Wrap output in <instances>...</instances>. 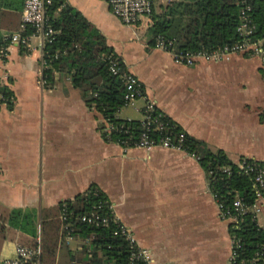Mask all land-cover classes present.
<instances>
[{
	"label": "crops",
	"instance_id": "1",
	"mask_svg": "<svg viewBox=\"0 0 264 264\" xmlns=\"http://www.w3.org/2000/svg\"><path fill=\"white\" fill-rule=\"evenodd\" d=\"M65 1L138 79L142 95L122 107L139 115H122L120 107L119 117L140 119L151 100L209 150L233 163L240 157L264 163V64L256 57L178 63L148 43L149 17L127 25L106 0ZM169 1L153 0L152 9ZM22 3L0 0V42L17 31ZM42 41L34 35L25 46L7 42L0 56V86L11 92L10 107L0 101V264L16 244H38L42 261L44 236L52 238L53 264H87L79 254L87 238L62 236L57 206L91 185L148 250L150 264H229L228 220L220 219L197 160L184 151L123 148L104 139L102 118L85 106L66 73L53 70L49 84L40 85ZM13 209L31 212L33 236L9 224ZM255 220L264 227V207Z\"/></svg>",
	"mask_w": 264,
	"mask_h": 264
},
{
	"label": "trees",
	"instance_id": "2",
	"mask_svg": "<svg viewBox=\"0 0 264 264\" xmlns=\"http://www.w3.org/2000/svg\"><path fill=\"white\" fill-rule=\"evenodd\" d=\"M244 1L250 7L248 13L253 25L252 37L264 38V0ZM242 5L239 0L169 1L157 12L152 9L150 24L146 30L148 43L153 44L154 37L160 35L164 39H172L174 50L180 52L210 50L230 44L237 39L235 28ZM46 13L47 23L52 30L42 48L46 63L43 75L47 84L53 70L66 73L71 86L81 91L85 106L95 110L104 124L111 126L108 133L101 132L104 139L114 142L120 139L128 142L136 140L141 131L140 119L118 116V111L123 106L124 88L119 75L109 70V59H113L119 68L123 67L120 58L106 45L103 35L65 0H52ZM25 32H32V28L27 27ZM5 43L6 39L0 42V46ZM56 51V56L53 57ZM0 96V101L10 107L11 92L0 86ZM167 118L163 116V119ZM184 142L188 151L197 157V162L205 171L210 193L222 204L224 210L233 212L232 200L235 196L244 205L250 206L253 203L254 186L250 172L239 169L221 150L211 151L188 135H185ZM62 204L67 213V221L74 228L71 235L87 238L86 243L80 244L81 261L87 264H143L141 261L128 259L129 249L115 223L94 226L77 219L97 204H100L102 214L110 215L108 201L97 187L91 185L71 199L59 202L58 212ZM31 216L30 211L13 209L9 213L8 222L33 236ZM227 228L229 238L236 241L235 262L262 264L264 227L256 223L252 213L248 210L239 213L237 221L229 223ZM61 234L64 235L63 229ZM51 241L52 238L45 236L41 240L44 264H53L54 246ZM55 264L68 263L58 260Z\"/></svg>",
	"mask_w": 264,
	"mask_h": 264
},
{
	"label": "built area",
	"instance_id": "3",
	"mask_svg": "<svg viewBox=\"0 0 264 264\" xmlns=\"http://www.w3.org/2000/svg\"><path fill=\"white\" fill-rule=\"evenodd\" d=\"M106 2L110 13L127 25H133L143 18L148 19L153 8V0H106ZM51 3L52 0H23L18 29L5 37L7 42L25 46L28 44L30 37L36 35L43 40V48L44 41L47 36L52 33L47 23L48 16L46 13L47 7ZM239 3L243 5L239 9V22L235 28L237 39L232 43L217 46L210 50L201 49L180 52L174 50L172 39H164L162 36L157 35L154 37L153 46L169 52L174 61L183 64H191L196 60L227 59L231 54L236 53L256 57L261 64H264V38L256 39L252 37L253 25L251 24L248 13L250 7L244 0H239ZM27 27L32 28V32L26 33ZM64 51L65 49L62 50V52ZM43 53L42 49L40 59L42 72L40 73L39 83L42 86H47L46 79L43 75V70L46 67ZM56 53L57 51L53 54V57L56 56ZM4 54L5 45L0 46V56H4ZM109 70L113 74H118L122 81L124 88L122 96L123 105L130 104L136 97L142 95L140 84L134 74L123 67L119 68L113 59H109ZM140 111L141 131L137 139L132 142L120 139L115 143L123 148L134 147L145 151H150L154 147L184 151L195 159L197 158L193 152L188 151L184 142L186 133L179 128L174 120L168 118L163 119L164 113L160 110L157 111L153 101L145 100ZM110 128L111 126L106 125L103 131L108 133ZM235 164L242 171L251 173L254 186V201L250 206H247L241 202L238 196H235L232 200L233 212H229L228 210H224L222 204L216 201L211 194L217 205L220 219L228 220V224H234L237 221V215L247 210L250 211L255 218V214L259 211L260 207H264V165L258 161L245 157L239 158ZM223 170L228 171L227 168H223ZM101 209L100 204L94 205L92 209L82 213L77 219L83 223L94 226H107L110 222L115 223L119 234L125 240L129 249L128 259L131 261L138 260L143 264H150L151 259L148 250L137 244L129 229L112 215L110 204L108 203L107 205L110 215L102 214L100 212ZM59 218L62 223L64 234L70 236L74 228L71 226V223L67 221V213L64 209V204H62V208L60 209ZM230 243L229 264H238L235 262L234 251L236 241L230 238ZM261 261L263 263L264 258H262ZM1 264H43L41 261L40 246L38 244L34 246L16 244L13 255L3 259Z\"/></svg>",
	"mask_w": 264,
	"mask_h": 264
},
{
	"label": "rangeland",
	"instance_id": "4",
	"mask_svg": "<svg viewBox=\"0 0 264 264\" xmlns=\"http://www.w3.org/2000/svg\"><path fill=\"white\" fill-rule=\"evenodd\" d=\"M133 103L135 104V100L133 101ZM120 112H122L121 113L122 115L130 116V117H135L139 115V113L133 111L131 106L121 107Z\"/></svg>",
	"mask_w": 264,
	"mask_h": 264
}]
</instances>
